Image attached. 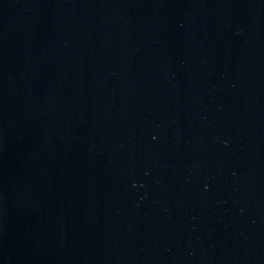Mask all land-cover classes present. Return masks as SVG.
<instances>
[{"label":"water","instance_id":"obj_1","mask_svg":"<svg viewBox=\"0 0 264 264\" xmlns=\"http://www.w3.org/2000/svg\"><path fill=\"white\" fill-rule=\"evenodd\" d=\"M0 264H264V0H0Z\"/></svg>","mask_w":264,"mask_h":264}]
</instances>
